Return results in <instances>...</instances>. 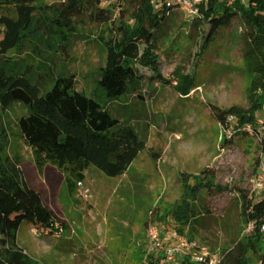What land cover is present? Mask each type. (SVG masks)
Instances as JSON below:
<instances>
[{
	"label": "rangeland",
	"instance_id": "rangeland-1",
	"mask_svg": "<svg viewBox=\"0 0 264 264\" xmlns=\"http://www.w3.org/2000/svg\"><path fill=\"white\" fill-rule=\"evenodd\" d=\"M101 7L112 10L110 21L98 24L87 14L77 17L67 55L52 54L53 61L47 62L54 74H70L74 89L86 94L99 92V71L106 61L102 39L120 21L116 4ZM7 11L11 13L0 3V16ZM190 17L187 8L179 7L169 13L159 32L162 72L168 82L141 81L106 105L113 117L127 119L145 141L122 174L108 176L89 166L83 178L77 179L49 162L40 167L16 125L26 112L24 106L11 103L2 113L1 155L13 161L25 183L39 192L58 228L51 234H37L31 224H21L17 242L34 264H161L183 256L194 264H203L205 258L212 264L220 249L240 235L237 203L231 192L202 195L200 203L210 214H200L182 232L167 215L181 200L182 177L192 185L193 176L203 169L212 173L215 183L237 184L257 197L264 193L251 184L252 176L264 166L258 141L252 145L241 138L224 142L237 125L236 114L243 109L249 79L240 25L233 20L219 30L197 60L194 88L180 96L173 72L185 71L196 49L186 34ZM42 81L48 87V77L42 75ZM229 116L233 119L228 120ZM257 117L264 137V111ZM257 156L262 163L253 174ZM173 250L176 253L168 259L167 252Z\"/></svg>",
	"mask_w": 264,
	"mask_h": 264
},
{
	"label": "trees",
	"instance_id": "trees-1",
	"mask_svg": "<svg viewBox=\"0 0 264 264\" xmlns=\"http://www.w3.org/2000/svg\"><path fill=\"white\" fill-rule=\"evenodd\" d=\"M0 3L11 9V13L0 16V133L2 113L11 103L21 104L26 112L16 125L40 167L49 162L77 179L83 178V171L89 166L108 176L122 174L145 141L127 119L113 117L106 105L119 100L141 81L168 82L162 72L158 37L169 13L178 10V5L171 0H117L120 21L102 39L106 61L99 71V92L86 94L74 89L70 74H54L47 62L53 61L52 54L67 55L77 17L87 14L95 23L106 24L112 10L101 7L98 0ZM233 20L239 23L245 38L242 54L249 79L243 109L236 114L237 125L224 142L241 138L252 145L257 140L264 153L257 117L264 111V0H247L246 4L235 1L232 6L224 0L199 4L186 31L196 49L185 71L174 70V88L180 96L191 92L198 58L219 30ZM42 75L48 77V87ZM243 125H249L251 130ZM2 148L0 144V264H34L17 242L21 224L29 223L40 233L51 234L58 228L55 229L52 213L39 192L25 183L13 161L2 157ZM261 163L257 156L253 174ZM203 176L207 179L202 180ZM182 178L185 188L181 200L167 211L179 232L200 214H210L200 203L202 195L231 192L237 203L240 235L220 249L213 264H264V193L257 197L246 187L215 183L208 169L194 175L192 185L188 184L189 178ZM161 264L194 263L183 256L176 262Z\"/></svg>",
	"mask_w": 264,
	"mask_h": 264
},
{
	"label": "built area",
	"instance_id": "built-area-1",
	"mask_svg": "<svg viewBox=\"0 0 264 264\" xmlns=\"http://www.w3.org/2000/svg\"><path fill=\"white\" fill-rule=\"evenodd\" d=\"M98 1H99V3L102 6H107L108 7L110 5L116 4V1L117 0H98ZM171 1L174 2L176 5H178V7H185V8H187L190 16L197 13V11H198V5L199 4L206 3V0H171ZM235 1H239V3H241V4H244V3L247 2V0H224V3L227 6H232ZM231 119H233V116H229L228 117V120H231ZM243 127L246 128L248 131L251 130V128H250L249 125H243ZM233 131L234 130L231 129L228 134L230 135L231 132H233ZM78 184H80V183H78ZM251 184L253 186V189L264 190V166L263 167H260V170H259L257 176L256 175L252 176ZM34 231L37 234L40 233L36 229H34ZM173 253H176V250H173L172 252L171 251H168L167 252V258L168 259H171ZM200 259L203 260L202 257ZM204 260L207 261L208 264H210V262H209L208 259L205 258Z\"/></svg>",
	"mask_w": 264,
	"mask_h": 264
}]
</instances>
